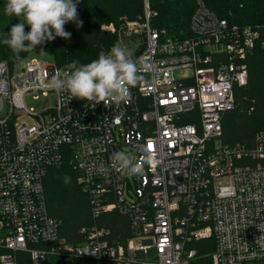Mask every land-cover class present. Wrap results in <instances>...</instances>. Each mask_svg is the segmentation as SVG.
<instances>
[{
	"label": "built area",
	"instance_id": "built-area-1",
	"mask_svg": "<svg viewBox=\"0 0 264 264\" xmlns=\"http://www.w3.org/2000/svg\"><path fill=\"white\" fill-rule=\"evenodd\" d=\"M142 1L141 16L104 28L115 36L106 53L119 43L148 68L127 103L61 104L43 87L54 63L0 62V264H264V130L251 146L220 143L264 27L229 25L196 0L191 36L172 39ZM139 145L160 163L143 175L113 166ZM64 162L89 203L71 238L44 194Z\"/></svg>",
	"mask_w": 264,
	"mask_h": 264
},
{
	"label": "trees",
	"instance_id": "trees-1",
	"mask_svg": "<svg viewBox=\"0 0 264 264\" xmlns=\"http://www.w3.org/2000/svg\"><path fill=\"white\" fill-rule=\"evenodd\" d=\"M196 0H150L156 15L153 27L165 32L172 39L182 40L191 36L190 18ZM75 2V0H74ZM204 5L218 18L229 25L264 27V0H202ZM6 0H0V62L9 67L28 56L49 55L53 63L63 69L72 61L79 65L98 58L114 43L115 36L104 28L112 24L118 27L123 19L133 20L143 13L142 0H80L77 4V21L65 24L70 38L56 37L45 41L32 53H20L16 59L11 50L2 43L5 34L19 23L15 16L5 15ZM30 27L25 24V32ZM78 103L83 100L76 99ZM190 121H185L189 123ZM220 143L224 146L236 144L251 146L255 135L264 130V48L256 47L247 59V82L234 89V107L223 115ZM77 172L64 162L48 170L44 180V194L48 213L61 221L68 238L87 224L89 203L79 189ZM116 222V221H115Z\"/></svg>",
	"mask_w": 264,
	"mask_h": 264
},
{
	"label": "clouds",
	"instance_id": "clouds-1",
	"mask_svg": "<svg viewBox=\"0 0 264 264\" xmlns=\"http://www.w3.org/2000/svg\"><path fill=\"white\" fill-rule=\"evenodd\" d=\"M80 0H6L5 15L15 16L19 23L5 34L2 43L20 59V53H32L45 41L56 37L68 39L71 33L65 31V24L77 21V4ZM25 24L30 31L25 32ZM40 55H44L41 49ZM147 65L138 62L133 52L119 43L90 63L79 65L72 61L58 70L43 87L61 96V104L72 99L87 101L92 106L103 103L119 106L131 98L130 89L143 85ZM62 94H66L62 95ZM137 153H142L138 158ZM112 164L120 171L132 175H143L144 165L155 167L160 163L150 145H139L132 151H118L113 154Z\"/></svg>",
	"mask_w": 264,
	"mask_h": 264
},
{
	"label": "rangeland",
	"instance_id": "rangeland-1",
	"mask_svg": "<svg viewBox=\"0 0 264 264\" xmlns=\"http://www.w3.org/2000/svg\"><path fill=\"white\" fill-rule=\"evenodd\" d=\"M37 60L44 63V64H48V65H51L53 64V60L52 58L49 56V55H38L37 57ZM28 106L29 107H32L34 110H38L42 107V104H43V100L40 99L39 101H36V102H27Z\"/></svg>",
	"mask_w": 264,
	"mask_h": 264
},
{
	"label": "snow or ice",
	"instance_id": "snow-or-ice-1",
	"mask_svg": "<svg viewBox=\"0 0 264 264\" xmlns=\"http://www.w3.org/2000/svg\"><path fill=\"white\" fill-rule=\"evenodd\" d=\"M150 147H151V145H150Z\"/></svg>",
	"mask_w": 264,
	"mask_h": 264
}]
</instances>
